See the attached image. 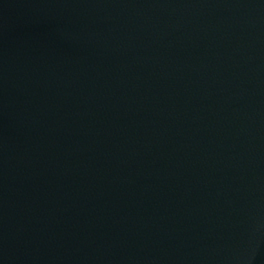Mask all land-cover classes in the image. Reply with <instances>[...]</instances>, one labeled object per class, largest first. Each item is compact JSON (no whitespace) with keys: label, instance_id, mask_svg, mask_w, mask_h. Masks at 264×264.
Segmentation results:
<instances>
[{"label":"water","instance_id":"1","mask_svg":"<svg viewBox=\"0 0 264 264\" xmlns=\"http://www.w3.org/2000/svg\"><path fill=\"white\" fill-rule=\"evenodd\" d=\"M263 7H264V0H263Z\"/></svg>","mask_w":264,"mask_h":264}]
</instances>
